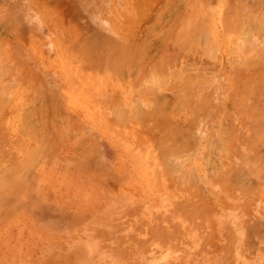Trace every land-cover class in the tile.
Wrapping results in <instances>:
<instances>
[{
  "label": "rangeland",
  "instance_id": "374dc122",
  "mask_svg": "<svg viewBox=\"0 0 264 264\" xmlns=\"http://www.w3.org/2000/svg\"><path fill=\"white\" fill-rule=\"evenodd\" d=\"M0 107V264H264V0H0Z\"/></svg>",
  "mask_w": 264,
  "mask_h": 264
},
{
  "label": "bare ground",
  "instance_id": "6f19581e",
  "mask_svg": "<svg viewBox=\"0 0 264 264\" xmlns=\"http://www.w3.org/2000/svg\"><path fill=\"white\" fill-rule=\"evenodd\" d=\"M93 52H94V51H93ZM8 74H9V73H8ZM5 78H6V77H5ZM2 79H3V78H2ZM138 79H139V78H138ZM3 89H4V87H3ZM180 90H181V89H180ZM158 104H159V103H158ZM164 105H165V104H164ZM4 106H5V104H4ZM6 106H7V105H6ZM159 106H160V105H159ZM161 106H163V105H161ZM0 108H1V107H0ZM157 108H159V107H157ZM162 108H163V107H162ZM240 109H241V108H240ZM144 114H145V113H144ZM166 115H167V114H166ZM158 116H159V115H158ZM159 117L161 118V116H159ZM168 120H169V119H168ZM2 122H3V121H2ZM168 123H169V122H168ZM3 124H4V122H3ZM234 125H235V124H234ZM0 126H1V125H0ZM176 126H177V125H176ZM166 133H167V132H166ZM174 135H175V134H174ZM168 139H169V138H168ZM163 141H164V140H163ZM180 143H181V142H180ZM183 143H184V142H183ZM168 145H169V144H168ZM171 147H172V146H171ZM182 147H183V146H182ZM171 149H172V148H171ZM172 150H173V149H172ZM224 150H225V149L223 148V151H224ZM159 151H160V150H159ZM220 151H221V150H220ZM2 152H3V151H2ZM167 152H168V151H167ZM169 152H170V151H169ZM178 152H179V151H178ZM224 152H225V151H224ZM35 153H36V152H35ZM35 153H34V154H35ZM158 153H159V152H158ZM176 153H177V152H176ZM226 153H227V152H226ZM31 154L33 155V152H32ZM31 154H30L29 158H32V159H33L36 155H35V156H32ZM174 154H175V153H174ZM38 155H39V154H38ZM41 155H42V154H41ZM157 155H158V154H157ZM177 155H178V154H177ZM42 157H43V156H42ZM166 157H167V156H166ZM156 158H157V157H156ZM0 159H1V158H0ZM159 159H161V158L159 157ZM29 161H30V160H29ZM9 162H10V161H9ZM27 163H28V162H27ZM172 164H173V163H172ZM182 164H183V163H182ZM14 165H15V164H14ZM171 166H172V165H171ZM172 169H173V167H172ZM13 170H14V169H13ZM165 170H166V168H165ZM211 170H212V169H211ZM10 171H11V170H10ZM10 171H9V172H10ZM174 171H175V170H174ZM3 172H4V174H7V173H5V171H3ZM7 172H8V171H7ZM9 172H8V173H9ZM160 172H161V171H160ZM211 172H212V174H214V173H213L214 171H211ZM0 173H2V172H0ZM4 174H2V177L4 176ZM167 175H168V174H167ZM171 175H172V174H170V176H171ZM7 176H9V174H8ZM10 176H11V175H10ZM175 176H176V175H175ZM0 177H1V176H0ZM2 177H1V178H2ZM177 177H178V176H177ZM18 178H19V176H18ZM166 179H167V178H166ZM178 179H179V178H178ZM217 179H218V178H217ZM1 180H5V178H3V179H1ZM179 180H180V179H179ZM1 182H2V184H3V183L5 184V182H3V181H1ZM1 182H0V185H1ZM7 182H8V181H7ZM195 182H196V181H195ZM179 184H180V183H179ZM5 185H6V184H5ZM185 185H186V184H185ZM10 186H11V185H10ZM10 186H9V188H10ZM167 186H168V185H167ZM1 187H4V185L1 186ZM1 187H0V188H1ZM7 188H8V187H7ZM7 188L4 187L3 189H7ZM9 188H8V190H9ZM3 191H4V190H3ZM1 192H2V190H1ZM5 192H6V191H5ZM1 194H2V193H0V195H1ZM0 198H1V196H0ZM0 201H1V199H0ZM3 202H4V201H3ZM1 203H2V202H1ZM193 204H194V203H193ZM191 212H192V211H191ZM194 214H195V213H194ZM115 242H116V241H115ZM112 248H113V247H112ZM122 252H123V251H122ZM125 254H126V252H125Z\"/></svg>",
  "mask_w": 264,
  "mask_h": 264
}]
</instances>
